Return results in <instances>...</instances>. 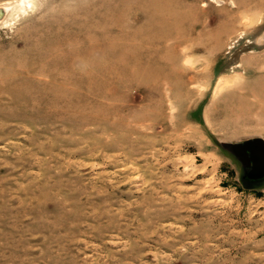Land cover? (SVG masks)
Instances as JSON below:
<instances>
[{
  "label": "rangeland",
  "instance_id": "374dc122",
  "mask_svg": "<svg viewBox=\"0 0 264 264\" xmlns=\"http://www.w3.org/2000/svg\"><path fill=\"white\" fill-rule=\"evenodd\" d=\"M0 6V264H264V0Z\"/></svg>",
  "mask_w": 264,
  "mask_h": 264
},
{
  "label": "water",
  "instance_id": "95a60500",
  "mask_svg": "<svg viewBox=\"0 0 264 264\" xmlns=\"http://www.w3.org/2000/svg\"><path fill=\"white\" fill-rule=\"evenodd\" d=\"M3 10L0 8V16ZM221 147L232 153L243 167L249 168L246 176L251 179L264 177V139L252 137L240 142L221 141Z\"/></svg>",
  "mask_w": 264,
  "mask_h": 264
},
{
  "label": "bare ground",
  "instance_id": "6f19581e",
  "mask_svg": "<svg viewBox=\"0 0 264 264\" xmlns=\"http://www.w3.org/2000/svg\"><path fill=\"white\" fill-rule=\"evenodd\" d=\"M0 8L3 10V12H4V9L6 10V6H0ZM169 37H170V35H169ZM172 37V36H171ZM167 38V37H166ZM173 38V37H172ZM170 39V38H169ZM175 39H177L176 37H175ZM187 39V38H186ZM189 42V41H188ZM179 43V42H178ZM178 43H177V45H178Z\"/></svg>",
  "mask_w": 264,
  "mask_h": 264
},
{
  "label": "flooded vegetation",
  "instance_id": "af4514ba",
  "mask_svg": "<svg viewBox=\"0 0 264 264\" xmlns=\"http://www.w3.org/2000/svg\"><path fill=\"white\" fill-rule=\"evenodd\" d=\"M239 162H240V161H239ZM241 165H242V164H241ZM242 167H243V166H242ZM243 168L246 170V171H245V177H247V176H246V173H247V171H248L249 168H247V167H243ZM247 178H248V177H247ZM248 179H251V178H248Z\"/></svg>",
  "mask_w": 264,
  "mask_h": 264
}]
</instances>
